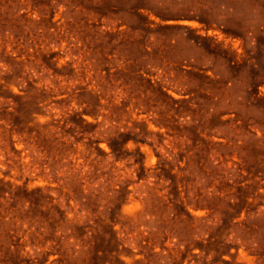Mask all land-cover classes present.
<instances>
[{
	"label": "rangeland",
	"instance_id": "obj_1",
	"mask_svg": "<svg viewBox=\"0 0 264 264\" xmlns=\"http://www.w3.org/2000/svg\"><path fill=\"white\" fill-rule=\"evenodd\" d=\"M0 264H264V0H0Z\"/></svg>",
	"mask_w": 264,
	"mask_h": 264
},
{
	"label": "trees",
	"instance_id": "obj_2",
	"mask_svg": "<svg viewBox=\"0 0 264 264\" xmlns=\"http://www.w3.org/2000/svg\"><path fill=\"white\" fill-rule=\"evenodd\" d=\"M110 146H111L112 152L116 153L117 152V149H116L117 145H115V143H111Z\"/></svg>",
	"mask_w": 264,
	"mask_h": 264
}]
</instances>
